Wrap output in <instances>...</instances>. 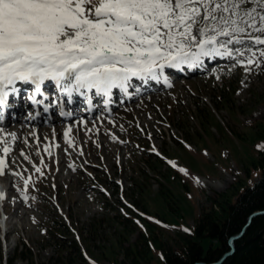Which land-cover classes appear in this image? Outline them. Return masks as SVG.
I'll return each mask as SVG.
<instances>
[{
    "label": "rangeland",
    "instance_id": "374dc122",
    "mask_svg": "<svg viewBox=\"0 0 264 264\" xmlns=\"http://www.w3.org/2000/svg\"><path fill=\"white\" fill-rule=\"evenodd\" d=\"M226 61L130 101L100 120L106 132L96 124L78 129L73 122L69 136L51 145L45 137L39 144L36 138L25 143L24 135L31 133L24 130L17 148L9 136L0 264H161L160 251L179 245L176 233L192 230L201 211L222 195L233 202L240 181L251 184L259 174L252 166L263 147L264 70L248 74ZM5 136L0 133V148ZM176 162L188 173H176L171 167ZM12 170L31 177L27 190ZM125 204L156 229L157 239L145 253L139 241L145 224L132 217L118 223ZM56 214L83 261L73 251L59 258L51 229L60 220ZM21 242L26 249L17 259ZM201 246L214 247L207 239Z\"/></svg>",
    "mask_w": 264,
    "mask_h": 264
},
{
    "label": "snow or ice",
    "instance_id": "6c2138e0",
    "mask_svg": "<svg viewBox=\"0 0 264 264\" xmlns=\"http://www.w3.org/2000/svg\"><path fill=\"white\" fill-rule=\"evenodd\" d=\"M217 57L248 74L264 70V0H0V112L18 82L40 93L51 81L69 102L93 91L111 97L113 89L127 93L133 78L159 80L165 68ZM61 115L72 113L61 106ZM3 145L0 176L10 167L8 139ZM11 175L28 189L31 177Z\"/></svg>",
    "mask_w": 264,
    "mask_h": 264
},
{
    "label": "trees",
    "instance_id": "16d2710c",
    "mask_svg": "<svg viewBox=\"0 0 264 264\" xmlns=\"http://www.w3.org/2000/svg\"><path fill=\"white\" fill-rule=\"evenodd\" d=\"M257 158V162L252 166L259 171L257 180L245 185L241 184L240 181L238 187L240 191L236 194L233 202L230 199L231 195H222L220 199L213 201L211 208L201 211L192 230L176 233L178 237L176 241L179 245L172 249L165 247L163 251H160L161 264H210L216 262L228 250L227 238L236 235L240 231L251 213L264 209V137L263 147L258 152ZM125 210L132 217L137 218L130 210ZM126 219L119 216L118 223L122 224ZM137 220L145 224L143 225L145 232L140 231L139 233L141 249L145 253L146 250H149L148 244L152 241L155 242L157 239L154 237L156 229L152 224L144 222L140 218H137ZM51 225L53 238H57L60 245L58 248L59 258L63 257V252L73 251L77 253L80 261H83L77 244L74 240L68 238L71 234L67 226L62 223V220H55ZM122 234L120 232L119 237ZM202 239H207L214 247L209 246L204 251L201 246ZM117 240L119 241V239ZM18 248L20 250L15 258L20 259L26 248L22 242L18 244L17 250ZM64 258L63 261L65 262ZM139 258H142V256L140 255ZM13 261L9 260L7 264H13ZM30 264H33V262L31 261ZM221 264H264V215L251 219L243 235L234 242V253Z\"/></svg>",
    "mask_w": 264,
    "mask_h": 264
},
{
    "label": "water",
    "instance_id": "95a60500",
    "mask_svg": "<svg viewBox=\"0 0 264 264\" xmlns=\"http://www.w3.org/2000/svg\"><path fill=\"white\" fill-rule=\"evenodd\" d=\"M262 214H264V212H261V211L251 213L248 216L246 223L241 228L240 232L237 235L229 237V239H228L229 250L227 252H225L216 262H214L212 264H221L226 258L230 257L234 253V242L242 236L245 229L249 225L251 219L258 216V215H262ZM193 264H200V263H193Z\"/></svg>",
    "mask_w": 264,
    "mask_h": 264
},
{
    "label": "bare ground",
    "instance_id": "6f19581e",
    "mask_svg": "<svg viewBox=\"0 0 264 264\" xmlns=\"http://www.w3.org/2000/svg\"><path fill=\"white\" fill-rule=\"evenodd\" d=\"M227 62V61H226ZM221 64V63H220ZM223 64V63H222ZM225 64V63H224ZM11 119V115L10 114H8L7 116H6V119H5V121L3 122V123H6V122H8L9 120ZM103 120V119H102ZM29 123H33V124H41V121L40 120H35V121H33V120H31ZM95 124V123H94ZM102 124V123H101ZM99 125V124H98ZM96 127H97V125H95ZM18 127L19 126H17V128H16V131H15V133H17L18 134V136H19V130H18ZM25 130V129H24ZM23 130V131H24ZM8 132H10V130L9 131H7L6 133H8ZM51 133H54V135L57 137V138H59L60 139V137H61V132L59 131V129L58 128H53V130H52V132ZM25 134V133H24ZM50 134V132L48 131V128L47 127H42L41 128V130L38 132V136H42V135H45V136H48ZM25 136V135H24ZM23 139V138H22ZM4 187H5V185L3 186V187H1L2 189H4ZM238 240V239H237ZM200 264H205V263H200ZM210 264H212V263H210Z\"/></svg>",
    "mask_w": 264,
    "mask_h": 264
}]
</instances>
